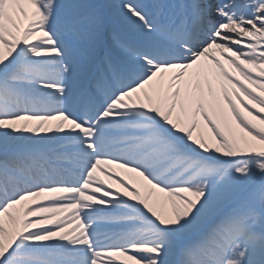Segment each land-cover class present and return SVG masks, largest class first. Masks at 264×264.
<instances>
[{
    "label": "snow or ice",
    "instance_id": "1",
    "mask_svg": "<svg viewBox=\"0 0 264 264\" xmlns=\"http://www.w3.org/2000/svg\"><path fill=\"white\" fill-rule=\"evenodd\" d=\"M0 264H264V0H0Z\"/></svg>",
    "mask_w": 264,
    "mask_h": 264
},
{
    "label": "bare ground",
    "instance_id": "2",
    "mask_svg": "<svg viewBox=\"0 0 264 264\" xmlns=\"http://www.w3.org/2000/svg\"><path fill=\"white\" fill-rule=\"evenodd\" d=\"M225 66H226V67H229V69H230V66H229V65H227V63H226V62H225ZM230 70H231V69H230Z\"/></svg>",
    "mask_w": 264,
    "mask_h": 264
}]
</instances>
